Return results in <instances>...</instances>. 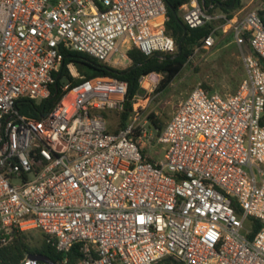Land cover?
<instances>
[{
	"label": "built area",
	"instance_id": "built-area-1",
	"mask_svg": "<svg viewBox=\"0 0 264 264\" xmlns=\"http://www.w3.org/2000/svg\"><path fill=\"white\" fill-rule=\"evenodd\" d=\"M228 1L179 11L191 29L217 21L198 49L226 26L238 43L249 36L246 80L228 95L196 87L153 136L136 103L111 132L104 113L124 110L128 83L84 79L65 54L125 69L133 49L175 53L165 0H0V246L40 231L64 254L80 246L78 264H264V227L253 238L245 228L264 222V7L228 19ZM65 66L79 82L48 115L22 114L19 102L48 99ZM159 146L154 161L145 149Z\"/></svg>",
	"mask_w": 264,
	"mask_h": 264
},
{
	"label": "trees",
	"instance_id": "trees-1",
	"mask_svg": "<svg viewBox=\"0 0 264 264\" xmlns=\"http://www.w3.org/2000/svg\"><path fill=\"white\" fill-rule=\"evenodd\" d=\"M165 1L169 17L166 23V32L175 39L176 45L178 46L185 34V28L176 18L173 10H176L179 16L180 7L187 0ZM205 1L206 4L209 5L216 0ZM233 2L234 0H229L223 4L222 10L228 14V19H231L233 11L241 6V0H237L236 7L232 10H228V7L231 6ZM179 18L183 21L180 16ZM215 24L216 23H208L196 29H191L185 25L188 33L182 44L181 54H179L177 50L173 54L156 53L152 56H146L140 50L133 49L128 53L131 59L130 66L125 69H118L104 62H100L85 53L68 51L65 54V65L74 62L84 79H90L96 76H109L128 83V96L124 110L120 113V126L115 131L110 130L111 132L118 133L120 130L126 128L132 119L135 112L134 103L136 98L146 93V90L142 87V79L153 73L162 74L163 78L159 83L157 91L165 90L182 73L184 67L193 55L196 46L201 45L202 40L211 34ZM244 42L250 45L248 35L244 36ZM261 65L264 68V61L262 60ZM55 77L56 83L52 86V93L48 99L37 104L35 101L25 98L19 102L17 109L24 115L33 116L38 119L48 115L60 102L65 93L61 79L67 77L73 83L79 82V80H73L66 66L57 72ZM104 115L106 116L107 113H104ZM155 117L156 116L152 114L149 118L158 130H162L163 127L158 124V121L153 120ZM262 124L264 125V118ZM249 222L252 228L250 237L253 238L264 227V222L255 218H249ZM38 253L49 256L58 264H78L83 258L80 246H75L71 252L64 254L50 244L45 236L41 248L32 249L26 242L24 233H14L12 240L7 245L0 246V264H24L30 255Z\"/></svg>",
	"mask_w": 264,
	"mask_h": 264
},
{
	"label": "rangeland",
	"instance_id": "rangeland-1",
	"mask_svg": "<svg viewBox=\"0 0 264 264\" xmlns=\"http://www.w3.org/2000/svg\"><path fill=\"white\" fill-rule=\"evenodd\" d=\"M263 3L264 0L260 6H263ZM221 12L217 10L212 14L219 15ZM179 16L182 18V13ZM215 23L217 24V21ZM249 54H251V49L248 44L238 43L229 26L222 28L216 36L215 46L210 49L195 48L182 73L165 90L157 91L163 78L162 74L153 73L142 79V87L146 93L137 97L135 101L139 111L137 123L143 125L148 121L146 127L153 136H156L161 134L179 105L196 87L203 86L208 91L219 92L223 95L237 92L247 78L243 58ZM80 75L82 76L81 73ZM152 114L156 116L153 120L158 121V124L163 127L162 130H158L153 125L149 118ZM134 117L135 114L132 119ZM106 118L110 130L115 131L119 128L120 113L108 112ZM141 141L146 146L150 145L145 139ZM145 151L154 161L164 158V147L162 146L147 147ZM245 228L251 230L249 221L245 222ZM24 237L32 249H40L45 239V235L40 231L24 233Z\"/></svg>",
	"mask_w": 264,
	"mask_h": 264
},
{
	"label": "water",
	"instance_id": "water-1",
	"mask_svg": "<svg viewBox=\"0 0 264 264\" xmlns=\"http://www.w3.org/2000/svg\"><path fill=\"white\" fill-rule=\"evenodd\" d=\"M237 5V0H234V2L232 3L231 6L228 7V10H232L235 8V6ZM221 7H223V4H220ZM173 13L175 14L176 18L179 20V22L181 23V25L185 28V34L182 38V40L179 42L178 44V53L181 54L182 53V44L184 43L185 39H186V36H187V33H188V30L184 24V22L179 18L176 10H173ZM136 68V67H134ZM69 82V78L67 77H63L61 79V83L63 86H66ZM57 92H58V88H57ZM38 263H44V264H58L56 262H54L49 256L47 255H44V254H33V255H30L28 257V260L26 262V264H38Z\"/></svg>",
	"mask_w": 264,
	"mask_h": 264
},
{
	"label": "crops",
	"instance_id": "crops-1",
	"mask_svg": "<svg viewBox=\"0 0 264 264\" xmlns=\"http://www.w3.org/2000/svg\"><path fill=\"white\" fill-rule=\"evenodd\" d=\"M260 4H262V0H246V1L241 0V6L239 8H237L236 10H234V12L232 13V15H234V14L240 12V11H243V10L244 11H249V10H253V9H256V8H262V7H264V5L263 6L262 5L260 6ZM249 46H250L251 54H252L253 53V50L251 48V45H249Z\"/></svg>",
	"mask_w": 264,
	"mask_h": 264
},
{
	"label": "bare ground",
	"instance_id": "bare-ground-1",
	"mask_svg": "<svg viewBox=\"0 0 264 264\" xmlns=\"http://www.w3.org/2000/svg\"><path fill=\"white\" fill-rule=\"evenodd\" d=\"M24 264H26V263H24Z\"/></svg>",
	"mask_w": 264,
	"mask_h": 264
}]
</instances>
